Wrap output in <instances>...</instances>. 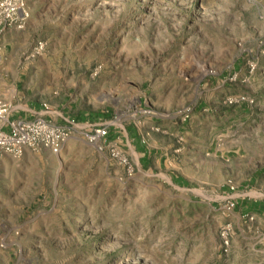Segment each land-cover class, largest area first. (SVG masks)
I'll return each instance as SVG.
<instances>
[{
    "label": "rangeland",
    "instance_id": "1",
    "mask_svg": "<svg viewBox=\"0 0 264 264\" xmlns=\"http://www.w3.org/2000/svg\"><path fill=\"white\" fill-rule=\"evenodd\" d=\"M24 2L6 83L106 134L0 152V264H264V0Z\"/></svg>",
    "mask_w": 264,
    "mask_h": 264
},
{
    "label": "built area",
    "instance_id": "2",
    "mask_svg": "<svg viewBox=\"0 0 264 264\" xmlns=\"http://www.w3.org/2000/svg\"><path fill=\"white\" fill-rule=\"evenodd\" d=\"M28 12L24 0H0V28L26 21ZM0 29V30H1ZM41 42L38 45L41 46ZM9 106L0 102V120L4 121ZM9 130L0 129V152L19 158L25 149H49L58 151L75 133L87 136L91 141L106 134L105 127H95L86 133V124H79L74 119H67L65 124H58L51 119L37 115L31 119L8 121Z\"/></svg>",
    "mask_w": 264,
    "mask_h": 264
},
{
    "label": "crops",
    "instance_id": "3",
    "mask_svg": "<svg viewBox=\"0 0 264 264\" xmlns=\"http://www.w3.org/2000/svg\"><path fill=\"white\" fill-rule=\"evenodd\" d=\"M0 42L3 44L4 49H6V29H4L0 36ZM6 58V54L4 57L0 55V102L7 104L9 106V110L6 114V118L4 121L0 120V129L9 130L8 121L16 120V119H31L37 115L43 116L44 118L51 119L58 124H65L69 117H61L60 119H53L48 117L47 112L44 109H36L35 107L24 108L20 103V95L17 93V89H14L13 86H9L6 83V68H10L11 63L3 61ZM78 133V132H77ZM76 134V133H75ZM74 134V135H75ZM80 134V133H79ZM74 136L65 142L63 145H67L69 141L73 140ZM31 149H25L24 152L29 151ZM41 151H45L46 149H38ZM32 151V150H31ZM7 156L13 158L11 155L6 154ZM263 206V205H260ZM264 209V206L262 207ZM264 215V210L261 211Z\"/></svg>",
    "mask_w": 264,
    "mask_h": 264
},
{
    "label": "trees",
    "instance_id": "4",
    "mask_svg": "<svg viewBox=\"0 0 264 264\" xmlns=\"http://www.w3.org/2000/svg\"><path fill=\"white\" fill-rule=\"evenodd\" d=\"M82 120H84V118H82Z\"/></svg>",
    "mask_w": 264,
    "mask_h": 264
}]
</instances>
